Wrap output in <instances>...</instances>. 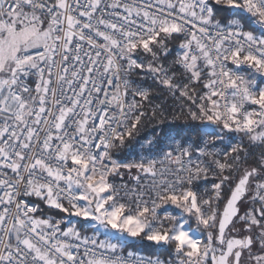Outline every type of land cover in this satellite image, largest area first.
I'll return each mask as SVG.
<instances>
[{
  "label": "snow or ice",
  "instance_id": "1",
  "mask_svg": "<svg viewBox=\"0 0 264 264\" xmlns=\"http://www.w3.org/2000/svg\"><path fill=\"white\" fill-rule=\"evenodd\" d=\"M0 264H264V0H0Z\"/></svg>",
  "mask_w": 264,
  "mask_h": 264
},
{
  "label": "trees",
  "instance_id": "2",
  "mask_svg": "<svg viewBox=\"0 0 264 264\" xmlns=\"http://www.w3.org/2000/svg\"><path fill=\"white\" fill-rule=\"evenodd\" d=\"M169 119H171V117H169ZM183 121H177L176 125L173 127L172 131L173 134L177 135V136H181V135H186L187 134V130L183 128ZM92 232L91 230H89V233ZM128 250V249H126ZM136 252H140V253H144L147 255H152L153 254V250L151 248H143V249H133Z\"/></svg>",
  "mask_w": 264,
  "mask_h": 264
},
{
  "label": "built area",
  "instance_id": "3",
  "mask_svg": "<svg viewBox=\"0 0 264 264\" xmlns=\"http://www.w3.org/2000/svg\"><path fill=\"white\" fill-rule=\"evenodd\" d=\"M73 219H74V218H73ZM87 234H88V235H92V232H90V233L88 232ZM99 238H100V239H104L103 236H100ZM126 252H127V250H125V255H126ZM137 254H138V255H142V256H149V255H147V254L140 253V252H137Z\"/></svg>",
  "mask_w": 264,
  "mask_h": 264
},
{
  "label": "rangeland",
  "instance_id": "4",
  "mask_svg": "<svg viewBox=\"0 0 264 264\" xmlns=\"http://www.w3.org/2000/svg\"><path fill=\"white\" fill-rule=\"evenodd\" d=\"M75 219V218H74ZM102 236V235H101Z\"/></svg>",
  "mask_w": 264,
  "mask_h": 264
}]
</instances>
